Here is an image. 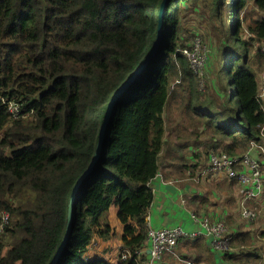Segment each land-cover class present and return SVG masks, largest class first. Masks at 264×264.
I'll return each mask as SVG.
<instances>
[{"label": "trees", "instance_id": "trees-1", "mask_svg": "<svg viewBox=\"0 0 264 264\" xmlns=\"http://www.w3.org/2000/svg\"><path fill=\"white\" fill-rule=\"evenodd\" d=\"M184 1L165 6L154 55L115 101L99 157L75 193L71 230L56 264H109L85 254L94 233L109 232L99 211L112 205L124 226L122 247L143 246L146 227L140 217L153 199L149 181L158 171L163 110L173 92L200 119L207 154L240 153L259 136L264 16L248 26V39L242 33L247 3L264 12V0H190L207 9L214 34H220L225 17L233 18L219 59L236 110L226 97L218 105L202 99L179 51L195 35L187 37L180 22ZM162 2L0 0V213L10 216L0 264L51 263L66 230L73 187L94 158L108 104L154 49ZM175 80L180 83L172 88ZM2 99L20 103L25 117L12 120ZM249 234L240 231L232 244L250 246ZM117 264L139 263L130 258Z\"/></svg>", "mask_w": 264, "mask_h": 264}, {"label": "crops", "instance_id": "crops-1", "mask_svg": "<svg viewBox=\"0 0 264 264\" xmlns=\"http://www.w3.org/2000/svg\"><path fill=\"white\" fill-rule=\"evenodd\" d=\"M186 1L182 3L183 14L191 12V9L185 6ZM193 8L194 13L191 15L202 10L199 7ZM245 9L250 11L249 20L252 19L251 23L258 16H264V12L258 11L250 2L247 3ZM184 27L189 31L190 28L193 29L190 32L195 31L193 26L188 28L184 25ZM209 62L208 59L207 68ZM179 83L173 85L172 88ZM178 99L181 101V95L178 92L177 94L173 92L169 95L164 106L165 135L163 147L158 158V171L149 181L153 199L146 213L140 217V220L143 219V221L148 222L154 228L179 225L185 230H192L196 229L197 225L192 221L190 214L197 216L207 215L214 220H224L233 236L240 233V231L249 232L252 235L253 231L249 229L251 222L247 223L246 220L239 216L237 186L227 179L223 173L205 172L204 166L208 149L205 146L206 141L204 140L206 139L199 138L196 135V144L194 140L192 143H188V138L185 135H188L189 130L194 129L191 124L195 125V129L200 134L202 129L196 120L193 121L190 117V119L188 118L189 115L193 114L192 111H187ZM169 101H171L170 106L172 109L166 123L165 108ZM186 150L188 153L185 152ZM193 177L199 179V182H194L191 179ZM170 181L174 182L171 183ZM251 203L252 201L249 203L250 206ZM99 216L100 223L102 225L108 224L110 230L102 235L94 233L85 255L89 256V259L102 258L109 264H117L118 250L122 247V239L120 237H122L124 227L118 218L117 207L115 208L112 205L108 210H100ZM234 218H238L241 223L236 224L238 219ZM130 221L135 225L139 218L135 217L130 219ZM177 252L181 258L189 259L194 263L228 264L225 261L227 258L222 257L224 254H217L209 249L205 238L179 243ZM157 264L185 263L178 261L169 254H165Z\"/></svg>", "mask_w": 264, "mask_h": 264}, {"label": "built area", "instance_id": "built-area-1", "mask_svg": "<svg viewBox=\"0 0 264 264\" xmlns=\"http://www.w3.org/2000/svg\"><path fill=\"white\" fill-rule=\"evenodd\" d=\"M259 49L264 53V45H259ZM179 51L187 59L189 70L197 78L198 90L202 91L205 87L204 77L210 53L209 44L199 34H195L186 43V46L179 48ZM178 82L180 81L175 80L172 86ZM257 96L262 102L264 112V71L262 73L261 88ZM4 103L12 120L25 117L21 112L20 103L15 100H5ZM204 169L206 173H223L227 179L237 186L239 216L243 220L251 221L257 218V211L249 203L263 199L264 195V121L258 138L250 140L244 151L229 155L223 151L210 150L206 155ZM191 179L194 182H199L197 178L193 177ZM190 217L197 225L196 229L185 230L179 225L154 228L144 221L146 240L143 246L133 251L124 247L119 248L117 260L134 258L139 264H157L165 254H169L185 264H202L183 260L177 252V245L180 242L192 241L198 237H204L207 240L208 247L217 254L222 255L229 250L233 234L224 220H214L207 215L190 214ZM9 225V214L4 211L1 212L0 243ZM148 250L149 252H147Z\"/></svg>", "mask_w": 264, "mask_h": 264}, {"label": "rangeland", "instance_id": "rangeland-1", "mask_svg": "<svg viewBox=\"0 0 264 264\" xmlns=\"http://www.w3.org/2000/svg\"><path fill=\"white\" fill-rule=\"evenodd\" d=\"M185 6L188 9H191V12L190 13L185 12L187 16L182 13L181 14L182 16H180V22L183 27L184 25L187 26L188 28L193 26L195 30L194 32H190L193 29L190 28V31H189L188 29L184 27L186 29V32L188 33L187 37H190L192 33L199 34L209 44V52H210L209 61L210 62L208 64V68L207 67L205 68V77H204L205 87L202 91H200L202 94V99H208L211 102H213V105H216V104L218 105V104L223 103L226 97L230 105L233 107V109L236 110L237 102H236V98L232 96L231 94L232 87L230 85V77L228 73L225 72L224 70L223 60L219 59L221 49H224L226 47V44H228L226 33L232 26L233 18L232 17H229L228 19L226 17L224 18L225 26L220 31V34L217 35V34H214L213 30L209 27L208 11L205 7L201 5H195L190 0L186 1ZM193 7H199L202 10L196 12L194 15H191L194 13ZM249 13H250L249 10H245L243 13V17H244L243 29L245 33H242V38H244L245 40L249 38V35L247 34L246 29L248 28L249 25L251 26L254 25L253 23H251L252 19L249 20L251 16ZM245 17H246V21H245ZM256 46L257 45H255L254 48H256ZM178 101L180 100L178 99ZM170 105H171V101L167 103L166 108H165L166 123L168 122V117L171 114L172 108ZM191 116L193 117L194 120L198 122L200 121V119L197 116H194V114H192ZM221 121L225 122L224 120H221ZM188 124L190 125L189 121H188ZM191 126H193L194 129H192L191 131L189 130L188 135H185V137L188 138V143H192L193 140H196L197 139L196 135H198L199 138L200 137L204 138L207 135V134H203L202 132L201 133L203 135H201L199 131L195 129L194 124H191ZM185 152L188 153L187 150ZM262 200H264V198L259 201H252L251 203V207L257 211L258 216L257 218L251 221H247V223L251 222V224L249 225V229L253 231L252 235L249 234V237L251 239L253 237V239L250 242V246L248 247L240 246V245L234 246L231 242L229 250L226 251L227 253L230 254L229 257H226L227 260H225L226 262H228V264H240L241 262L246 263V264H264V237H262V235L260 234L262 231H264V201ZM113 206L116 208L115 205ZM234 219H238V218H234ZM238 223H241L239 219H238V222H236V224ZM5 249L6 247H3L2 251H4ZM253 251L255 252L253 253V257H249L246 260V255ZM222 257L225 258V254L222 255Z\"/></svg>", "mask_w": 264, "mask_h": 264}, {"label": "water", "instance_id": "water-1", "mask_svg": "<svg viewBox=\"0 0 264 264\" xmlns=\"http://www.w3.org/2000/svg\"><path fill=\"white\" fill-rule=\"evenodd\" d=\"M169 1L170 0H163L162 4L160 6V9H159L157 36H156L155 43H154V49L151 51V54L149 55V57L147 58V60L145 61V63L142 65V67L140 69L136 70L134 72V74L131 77H129L121 85V87L114 93V95L112 96V98H111V100H110V102L108 104L107 111H106V114H105V117H104V121H103V124L101 126L100 133H99V139H98L96 151H95V154H94V158L92 159V161L89 164V166L87 167V169L80 175V177L78 178L77 182L75 183V185L73 187V190H72V193H71V197H70V200H69V204H68V208H67V225H66V230H65L64 236L62 238V241L60 243V246H59V248H58V250H57V252H56V254H55V256L52 259V261H51L50 264H56L59 256L62 253V250H63V248H64V246H65V244L67 242V238H68V235L70 233L71 226H72L71 214H72V204H73V201H74L75 193H76L78 187L80 186V184L82 183V181L90 173V171H91V169L93 167L94 162L99 157V154H100V151H101V147H102V142H103L104 135H105V131H106V127H107V124L109 122L110 115H111L113 106L115 104V101L121 95V93L129 86V84L134 80V78L138 75V73L140 72V70L148 63L149 59L154 55V53H155V51L157 49V46H158V44L160 42V39H161V36H162V16H163V11H164L165 6L169 3ZM147 252H149V250Z\"/></svg>", "mask_w": 264, "mask_h": 264}]
</instances>
